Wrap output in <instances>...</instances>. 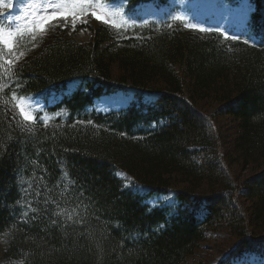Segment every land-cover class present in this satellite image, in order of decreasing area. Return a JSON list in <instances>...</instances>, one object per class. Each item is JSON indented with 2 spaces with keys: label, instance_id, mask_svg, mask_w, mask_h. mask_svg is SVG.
<instances>
[{
  "label": "trees",
  "instance_id": "trees-1",
  "mask_svg": "<svg viewBox=\"0 0 264 264\" xmlns=\"http://www.w3.org/2000/svg\"><path fill=\"white\" fill-rule=\"evenodd\" d=\"M94 2L117 25L147 26L93 21L81 44L59 25L27 42L33 26L0 17L25 53L0 68V264H184L218 227L238 241L228 260L264 257V0H251L247 44L170 26L188 21L179 0ZM148 4L166 11L145 17ZM0 57L15 60L4 45ZM128 87L129 107H94ZM212 117L235 132L217 134ZM228 167L253 174L238 183ZM172 191L171 204L148 202Z\"/></svg>",
  "mask_w": 264,
  "mask_h": 264
},
{
  "label": "rangeland",
  "instance_id": "rangeland-1",
  "mask_svg": "<svg viewBox=\"0 0 264 264\" xmlns=\"http://www.w3.org/2000/svg\"><path fill=\"white\" fill-rule=\"evenodd\" d=\"M182 6L185 9L192 11V14L195 17V21L198 24L209 28H216L222 31L228 32L229 29L241 28L245 25V17L247 10H249V0H240V2L234 7H228L221 3L219 0H181ZM48 0H13L11 3L10 17H15L16 19L27 18L29 24H33V21H38L39 16L44 12L45 6L47 5ZM54 3H60L61 0H53ZM98 14L104 15L105 18L109 20V23H112L113 20L109 14L104 12L102 9H95ZM144 15H152L157 13H162L164 9H157L153 5H147L143 9ZM89 12L90 9H89ZM104 13V14H103ZM91 16H82L75 23V29L77 25L89 23ZM83 21V22H82ZM60 24L63 25L61 22ZM53 25H56L54 22ZM52 25V26H53ZM68 25L71 27L69 34L73 36V39L81 44L89 43L92 32L89 28L84 27L79 30H75L72 27L71 20H69ZM68 26V27H69ZM123 26V27H122ZM123 31L127 29H132L134 24L125 22L122 24ZM139 24L136 23V27ZM63 27H65L63 25ZM120 28V26H119ZM49 27L46 31L50 30ZM114 78L119 76V68L117 64L112 67ZM118 98L114 99H103L99 107L100 109L108 110L111 108H119L127 105L131 100V94H122L119 93ZM113 95L111 97H116ZM109 97V98H111ZM204 111L207 115H212L215 112V107L213 102H209L207 106H204ZM216 119V120H215ZM212 117L214 121V129L217 134L219 131H223L225 134L229 135L236 130V124L233 119L230 117ZM228 172L235 178L238 183H242L248 176L253 174L251 169L244 171L233 170L228 167ZM170 196H163L160 201L164 203L171 201ZM152 203H155L152 202ZM237 239L227 228H210L207 232V237L204 242L195 250V252L190 255L184 264H221L226 260L232 251L235 249ZM4 247L3 240H0V258L2 250ZM233 264H264V260L257 257L249 258L248 260L239 259L234 261Z\"/></svg>",
  "mask_w": 264,
  "mask_h": 264
},
{
  "label": "snow or ice",
  "instance_id": "snow-or-ice-1",
  "mask_svg": "<svg viewBox=\"0 0 264 264\" xmlns=\"http://www.w3.org/2000/svg\"><path fill=\"white\" fill-rule=\"evenodd\" d=\"M12 5L6 3V0H0V8L11 7ZM107 5L95 3L94 0H61L60 3H54L53 0H48L47 5L45 6L44 12L39 16L38 21H33L34 29L32 31L31 39L35 41L37 39L35 30L38 29L39 33H45L46 30L53 25L55 22L57 26L62 22L65 27L68 26L69 20H71L72 27L75 29V23L82 16H91L97 20H102L104 23H109V20L105 18L104 15L98 14L95 9H103L106 8ZM89 9H93L89 12ZM117 13H112V15H116ZM174 20L183 21L184 17L182 16H174ZM83 22V21H82ZM113 26L119 27V25L115 24L113 21ZM185 27H195L193 25H189L185 23ZM201 32L209 31L207 29H198ZM19 29H17V33ZM17 33L14 32H5L3 29H0V45L6 46V50L9 56L15 57L13 59H7L3 64H0V68H4L5 65L8 66V71H11V67L14 65L16 60H19L20 57L24 56V52L20 51L17 55L16 49L12 46L10 41L15 37ZM225 39L231 40H239L238 36L228 37L225 36ZM249 41L245 40L244 43L247 44ZM2 58V57H0ZM19 86V85H18ZM3 85H0V92H3ZM11 100L16 102L14 107L19 109V115L22 117L24 126H27L28 123H35L36 117L32 115V112L26 102V98L17 97L15 92H12ZM18 101V102H17ZM15 115L13 116V120H15ZM31 131V128H29ZM61 213L67 215L68 220H72L73 214H75V209H72L69 212L67 209H61ZM60 213H58L59 215ZM79 222V221H77ZM56 223V221H53Z\"/></svg>",
  "mask_w": 264,
  "mask_h": 264
},
{
  "label": "bare ground",
  "instance_id": "bare-ground-1",
  "mask_svg": "<svg viewBox=\"0 0 264 264\" xmlns=\"http://www.w3.org/2000/svg\"><path fill=\"white\" fill-rule=\"evenodd\" d=\"M104 14V13H103ZM106 16V14H104Z\"/></svg>",
  "mask_w": 264,
  "mask_h": 264
}]
</instances>
